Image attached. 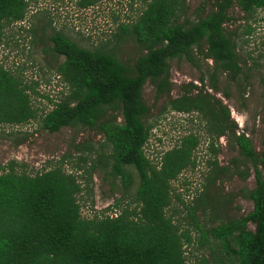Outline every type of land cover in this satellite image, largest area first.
I'll return each instance as SVG.
<instances>
[{
  "label": "trees",
  "instance_id": "obj_1",
  "mask_svg": "<svg viewBox=\"0 0 264 264\" xmlns=\"http://www.w3.org/2000/svg\"><path fill=\"white\" fill-rule=\"evenodd\" d=\"M31 1L35 0H0V40L6 27L22 21ZM97 1L77 0V5L86 8ZM141 4L133 18L117 25L111 46L87 48L60 30L50 32L54 71L65 90L55 99L44 96L50 108L39 115L31 103L30 92L37 93L33 85L0 64V125L37 119L48 132L65 126L95 127L105 150L98 157L103 165L109 164L111 175L119 176L123 189L132 182L128 168L137 177L132 206L114 203L118 209L114 215L87 218L80 216L76 199L80 184L61 163L33 174L16 171L12 161L0 166V264H186L184 247L192 239L173 218L172 197L187 209L203 237L206 231L237 264H264V136L258 152L243 132L235 133L228 108L203 89V75L199 87L184 85L181 94L168 96L161 104L160 113H195L213 155L219 137L231 141L236 152L230 159L232 173L244 179L248 168L252 170L254 185L245 193L251 210L204 231L194 216L196 202L187 206L171 189V181L182 170L195 166L200 137L184 133L156 162L150 161L143 151L150 131L145 120L149 107L141 99L145 82L154 86L156 98L168 95L170 59H185L197 68L198 57L210 60L205 73L208 88L214 91L218 76L234 79L240 67L235 41L224 27L232 19L228 9L236 6L251 15L264 10V0H201L191 15L186 0H141ZM126 39L140 50L129 63L114 50ZM206 163L209 184L227 169L215 158ZM200 261L206 264L205 259Z\"/></svg>",
  "mask_w": 264,
  "mask_h": 264
},
{
  "label": "rangeland",
  "instance_id": "obj_2",
  "mask_svg": "<svg viewBox=\"0 0 264 264\" xmlns=\"http://www.w3.org/2000/svg\"><path fill=\"white\" fill-rule=\"evenodd\" d=\"M186 3L187 13L191 15L201 0H186ZM141 6V0H98L86 8H79L77 0L31 1L22 21L12 23L3 30L0 64L19 73L27 84L33 85L37 93L30 92L31 103L38 109L39 115L50 108L44 96L55 99L65 90L54 71L55 57L51 42L47 39L50 32L60 30L78 45L87 48L102 43L111 46L117 25L133 18ZM228 14L232 19L224 27L235 41L240 67L234 79L218 76L214 91L208 88L205 73L210 60L198 57L197 68L185 59H170L168 95L156 98L154 86L149 82H145L141 88V99L149 107L145 120L150 124L143 151L150 161L156 162L159 155L176 144L184 133L190 131L200 137L194 152L195 166L182 170L171 181V189L187 206L196 202L194 216L204 231L220 221L239 218L251 210L252 203L245 193L254 185L252 170L248 168L249 175L244 179L232 173L230 159L236 156V152L231 148V141L224 136L214 142L217 151L213 155L208 149V138L202 134V123L195 113H160L159 109L168 96L181 94L184 85L193 83L199 87L198 78L203 75V89L219 98L228 108L229 118L236 124L235 133L243 132L256 151L262 149L264 10L257 9L251 15H244L236 6H232ZM114 50L125 63L140 53L136 44L129 39L119 43ZM101 142L102 135L95 127L65 126L48 132L41 128L37 119L20 125H0V166L12 161L17 163L14 166L16 171L33 174L61 163L62 168L74 174L80 184L81 190L76 195L80 216L114 215L118 211L114 203L133 205L129 201L137 177L128 168L132 173V182L127 189H123L119 176L111 175L109 164L103 165L98 157L105 153L99 145ZM76 145L79 147L75 148ZM81 156L84 160H81ZM212 158L216 159L218 166H227V169L209 184L205 176L210 166L206 162ZM239 168L245 169L243 166ZM170 206L174 211L173 218L181 229L189 230L192 239L184 247L186 264H201V258L206 260V264H215L218 260L225 264H237L234 257L206 231L203 237L187 215V209L173 197ZM247 226L253 229L251 223Z\"/></svg>",
  "mask_w": 264,
  "mask_h": 264
}]
</instances>
